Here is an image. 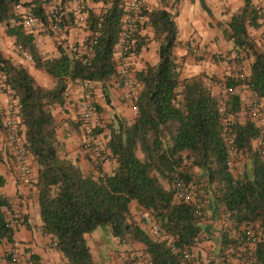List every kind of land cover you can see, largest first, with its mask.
I'll return each instance as SVG.
<instances>
[{
  "label": "trees",
  "instance_id": "trees-1",
  "mask_svg": "<svg viewBox=\"0 0 264 264\" xmlns=\"http://www.w3.org/2000/svg\"><path fill=\"white\" fill-rule=\"evenodd\" d=\"M102 1L105 7L101 13L89 16L91 31L99 35L92 57L84 63L83 53H67L61 45L57 46L56 57L42 58L36 53L35 40L25 30L14 6L29 7L47 25L45 0H0V25H6V33L14 38L16 46L32 54L30 61L35 67L56 79L53 88H43L35 83L26 66L14 64L0 51V91L12 92L17 102L25 147L37 166L34 186L43 233L52 236L64 264H98L92 258L86 234L102 227H108L120 242H140L149 264H188L183 251L193 254V248L203 242L206 209L202 207L201 214L196 215L192 202L175 197L173 181L181 179L204 187L228 222L220 233V258L225 259V253L234 250L252 264H264V147L260 144L264 141V125L257 126L250 118L237 115L241 98L235 93L229 103L234 115L231 130L235 152L230 155L219 101L205 75L181 77V64L174 54L177 26L172 12L145 8L136 21L137 40L132 50H139L147 40L157 41L158 60L135 73L140 89L131 103L134 118L126 120L115 115L106 125L104 145L114 161L113 171L100 177L93 166L95 173L85 174L76 160L60 151L52 108L64 103L66 79L87 86L100 85L105 102L110 103L125 0ZM243 2L227 24L233 48L252 60L245 82L228 76L224 84H244L262 100L264 46H257L248 34L249 26L259 27L261 22L252 0ZM145 27L153 32L152 38L140 35ZM92 104L95 111L101 110ZM1 121L0 116V127ZM194 169L198 175L193 174ZM133 201L155 220L166 239L150 234L144 217L139 221L134 218L129 210ZM11 206L10 199L0 194V245L14 243L15 225L7 218ZM247 228L256 233L253 249L245 234ZM6 256L9 259V253ZM29 261L42 264L34 253ZM201 262L216 264L209 257Z\"/></svg>",
  "mask_w": 264,
  "mask_h": 264
},
{
  "label": "crops",
  "instance_id": "crops-1",
  "mask_svg": "<svg viewBox=\"0 0 264 264\" xmlns=\"http://www.w3.org/2000/svg\"><path fill=\"white\" fill-rule=\"evenodd\" d=\"M144 1V9L161 8L172 12L174 15V21L177 26V45L174 48V54L176 61L181 64L182 78L199 74L202 70L201 67L205 69L211 68V66L218 68L217 65L219 63L214 59L205 58L199 60L187 54L184 44L187 40L194 39L199 46H206L205 49L207 50L219 49L224 51L232 48L230 30L227 23L231 16L241 9L244 4L243 0ZM60 7L62 31L59 36H55L48 25L41 23L38 19L40 31L35 40L42 44L47 57L59 55L58 45H61L62 49L67 53H83L84 46L92 34L89 25L90 13L99 15L105 4L102 0H60ZM145 19L146 17L143 16L142 20ZM259 22H261L260 19ZM145 34L151 38L153 36V32L148 27L140 30V35L144 36ZM57 37L59 40H57ZM136 40H134V47ZM157 47V41L147 40L139 50L131 51L128 57V64L131 67L134 78L135 73L143 69L147 63L154 64L157 62ZM0 51L4 57L10 59L14 64L26 66L37 85L43 88H53L56 85V79L35 67L32 61L22 56L15 45L14 38L6 33L5 24L0 25ZM114 58L117 61V72L111 80L109 104L103 98L100 85L91 83L84 87L80 81L66 79L67 89L64 92V103L62 105H54L52 108L59 149L63 154L76 160L85 174H94L95 170L91 156L82 146L78 102L81 99L88 98L96 106L101 107L100 111H96V123L102 129L100 132L104 141L106 140L105 133H107L106 125L111 122L115 115L126 120H132L135 116V111L125 97L126 90L119 82L117 76L119 64L122 61L120 62L116 53ZM220 68L222 69L223 67L220 66ZM136 87L137 91H139L140 85L138 83H136ZM214 87L216 88L217 86L215 85ZM214 87H212V92L218 97V91H215ZM237 92L241 100H243V93H248V89H244V87L239 85L237 86ZM262 101L264 103V99ZM9 107H14L16 112H18L17 102L13 98L12 92L0 91V109L5 110ZM257 143L258 141L253 142L254 145H257ZM0 153L3 156V161L0 162V178L3 181L2 186H0V194L7 196L20 212V219L14 226L13 244L16 246L9 242H3L0 245V264H11L3 255L12 248H16L20 259L25 264H31L29 261L31 253L37 254L42 264H64L65 259L61 252L56 249L52 236L43 233L41 229L36 188L25 186L21 182L14 164L11 147L2 129H0ZM8 162L14 166L9 167ZM112 162V160H109L103 165L105 174L113 171ZM31 163L36 177L37 166L32 160ZM210 206V209L206 210V219L203 222L205 238L201 246L205 248V250H202L204 252L210 248L209 244L213 243V250L216 253L218 252L217 248L220 244V232L222 230L220 223L223 220L221 217L224 216L222 212L218 211L220 208L215 201L214 203L212 201ZM129 210L138 221L141 217L145 218L147 216L145 210L134 201L129 204ZM86 239L92 258L98 264H149L144 255L143 245L140 242H120L117 237L111 234L108 227H102L86 234Z\"/></svg>",
  "mask_w": 264,
  "mask_h": 264
},
{
  "label": "built area",
  "instance_id": "built-area-1",
  "mask_svg": "<svg viewBox=\"0 0 264 264\" xmlns=\"http://www.w3.org/2000/svg\"><path fill=\"white\" fill-rule=\"evenodd\" d=\"M45 12L47 25L49 29L54 32L55 36H59L62 31V13L60 7V0H45ZM253 6L257 10L258 18L264 23V0H254ZM145 7L144 0H125L124 1V14L122 16V26L120 31L119 42L116 46V55L120 59L119 69H118V80L126 90L125 97L131 104L132 99L137 95L138 91L136 88V83L130 65L128 64V57L134 47V32L136 30V21L141 18V12ZM14 9L21 15L22 24L28 33H31L34 40L39 35V21L38 18L33 14L29 7L23 5H15ZM100 27V21L97 22V28ZM99 33L98 31H92L91 39L86 45L83 51V62H87L94 53V46L97 41ZM57 40L58 37H57ZM186 49L189 50L193 55L203 56L204 52L201 46L194 40L189 39L185 42ZM17 49L22 54V56L28 60L32 59V54L27 50L23 49L20 45ZM35 51L42 57H46V51L44 50L42 44L35 40ZM237 53H233L224 59V64L233 62L238 58ZM248 73L241 72L233 76L234 79H239L241 81H246ZM83 86L87 85L83 83ZM224 96L219 101V111L222 116V126L223 132L225 134V141L230 150V155L234 156L235 152L232 151V144L234 140V134L231 130V125L233 123V115L230 112L229 103L231 97L236 93L235 86H226L224 84ZM252 94V93H251ZM79 112H80V128H81V142L84 150L89 153L93 166L97 169L98 176L104 177L105 172L103 171V165L111 160L108 157L107 150L105 149V141L103 135L98 131L96 123V111L90 99L84 98L78 102ZM135 110V107L132 106ZM261 102L254 95L247 104V114L249 118L255 122L257 126L264 125V115L261 111ZM1 116V127L6 134L7 140L12 150L14 156V164L18 171L21 182L25 186L35 187L36 177L34 175V170L31 163V157L28 150L25 147V138L21 132L19 126V117L14 107H9L8 109H0ZM260 144L264 147V141L260 140ZM113 161V160H112ZM113 169H114V161ZM173 188L175 192V197L178 200L192 202L195 205V214H201V208L203 207L202 196L203 188L193 181L184 182L181 179H175L173 181ZM13 216H17L14 215ZM145 224L148 227L152 235L160 236L162 238H167L163 231L155 220L146 216ZM11 225H15L13 220L8 218ZM247 240L249 243L254 245L256 243L255 231L251 228H247L245 231ZM169 240V239H168ZM14 245V244H13ZM16 246V245H14ZM13 246V247H14ZM183 258L188 264H198L193 260V255L188 251H183ZM9 260L11 264H25L21 262L19 254L16 248H12L9 251Z\"/></svg>",
  "mask_w": 264,
  "mask_h": 264
},
{
  "label": "rangeland",
  "instance_id": "rangeland-1",
  "mask_svg": "<svg viewBox=\"0 0 264 264\" xmlns=\"http://www.w3.org/2000/svg\"><path fill=\"white\" fill-rule=\"evenodd\" d=\"M248 34H249L250 38L254 40V42H255V44L257 46H260V47L264 46V23H261L259 25V27H254V28L253 27H249ZM201 48L203 49V52H204L203 56L193 55L189 50L186 49V46L184 44V49L187 52V54H189L190 56L194 57L195 59L201 58L200 60H202V59H205V58H211V60L214 59L217 63H219V65H217L218 68H216L214 66L213 67L211 66V68H206V69L204 67H201L202 70L199 73L205 75V81L207 83H209L211 88L214 87L215 85L217 86L216 88L214 87L215 91H218L217 92V96H218L217 98L221 99L224 96V88H223V86H224V81H225L226 77H228V76L229 77H233L235 74L241 73V72H243V73L247 72L248 73L252 58L249 55H246L243 51H239V50L234 49L233 48V44H232V48H230L228 50H224V51H221L219 49L218 50H207V49H205L206 46L205 47L201 46ZM233 53H237L239 55L238 58L235 59L231 63L229 62L228 64H224V62H223L224 59L227 56L232 55ZM220 66H222L223 68L221 69ZM187 67H189V66H187ZM187 70H189V69H187ZM241 86L244 87V89H247L246 85L241 84ZM219 88H220V90H219ZM236 93H238L237 92V86H236ZM243 95H244V97H243V100H241V109H240V111H238L237 115L240 118H246V117L249 118V116L247 114V104H248V101L251 99V96H253V94H251V92L248 90V93L245 92V93H243ZM260 102H261V105H262L261 111H262V113L264 115V103H263L262 100H260ZM233 119H234V115H233ZM8 164L10 165L9 167L14 166V165H11L10 162H8ZM238 165L239 164L236 161L235 167H237ZM197 173H198V171L196 169H194L193 170V174L194 175H198ZM199 186H201V185H199ZM202 188H203V196H202L203 208L208 210L211 207L210 206L211 202L213 201V203H214V199L212 198V196L208 192H206L204 187H202ZM218 211L221 213L220 209ZM13 213H14V215H17V216L16 217L13 216ZM7 218H9V219H11L13 221L15 220L13 222L14 224L17 223V221H16L17 218L20 219V212H19V210H18L16 205L12 204L11 211L7 212ZM224 218L225 217H221V219L223 220L220 223L222 228L225 225L228 224V222ZM146 229L151 234V232L149 231V229L147 227H146ZM123 245L125 246V244H123ZM201 245H203V243H200V245L197 246L199 248L194 247L193 251H192L193 259L198 264H202L201 259L205 263L206 262V259H205L206 257L213 258L214 262L216 264H252L249 261H247L246 259L240 257V253H237V252L234 253V250L227 251L225 253L226 254V258L222 259L218 255L219 252H216V253L214 252V250H213V248H214L213 245L214 244L213 243H210L209 244L210 248H208L207 251H204V252L202 250H205V248H202ZM249 247L253 249L254 245L251 244V245H249ZM217 249L219 250V247ZM10 250H8L3 255V257H5V259L8 262H10V260L7 259L6 255L9 253ZM21 262H24V261L21 260Z\"/></svg>",
  "mask_w": 264,
  "mask_h": 264
}]
</instances>
